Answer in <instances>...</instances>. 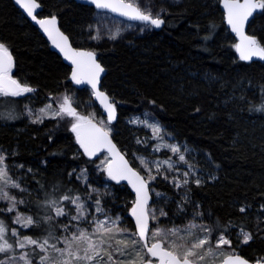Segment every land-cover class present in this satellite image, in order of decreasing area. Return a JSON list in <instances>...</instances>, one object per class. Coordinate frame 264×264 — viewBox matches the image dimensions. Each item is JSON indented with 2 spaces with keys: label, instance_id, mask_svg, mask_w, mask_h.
<instances>
[{
  "label": "trees",
  "instance_id": "trees-1",
  "mask_svg": "<svg viewBox=\"0 0 264 264\" xmlns=\"http://www.w3.org/2000/svg\"><path fill=\"white\" fill-rule=\"evenodd\" d=\"M37 1L42 16L56 17L72 45L97 54L106 68L102 88L119 113L111 134L131 165L138 170L131 129L124 119L148 112L179 142L209 154L219 166L215 180L190 188L191 200L212 229L213 238L223 233L235 243L243 229L252 238L239 253L251 262H264V62L239 57L220 0L174 4L152 0L156 10L165 9L161 30L151 29L104 44L88 41L89 28L102 12L74 0ZM248 33L264 47V10L249 25ZM0 43L14 58L13 77L34 89L25 98H0V147L17 146L13 160L32 165L38 172L26 181L38 196L25 194L28 204L23 211L38 219L54 213L42 207L46 199L67 194L91 200L89 188L101 180H95L98 160L89 159L80 150L72 131L74 119L63 115L36 125L23 115L26 102L42 107L53 98L58 104L57 100L73 89L70 67L12 0H0ZM77 90L83 103L91 102L89 112L105 120L90 90ZM80 171L85 172L86 181L79 176ZM102 177L117 194L113 208H118L129 226L136 229L130 213L133 192L127 185L115 183L107 173ZM160 186L173 194L169 186ZM63 206L72 210L68 201H63ZM186 208L188 213L180 218L181 223L193 210L190 205ZM6 223L9 227L8 218ZM43 224L21 234L41 239L49 228Z\"/></svg>",
  "mask_w": 264,
  "mask_h": 264
},
{
  "label": "snow or ice",
  "instance_id": "snow-or-ice-1",
  "mask_svg": "<svg viewBox=\"0 0 264 264\" xmlns=\"http://www.w3.org/2000/svg\"><path fill=\"white\" fill-rule=\"evenodd\" d=\"M26 11L27 14L36 21L37 24L44 29V31L52 38L53 43L57 48L63 52L73 64L76 65V70L72 73V80L77 84H90L95 90V95L98 100L105 105L109 111V119L114 118V107L108 103V97L99 90V76L104 71L101 66L96 63L95 54L92 52L73 51L67 44V37L59 32L56 27L57 21L53 17L51 19H37L34 10L40 7L36 0H16ZM97 8L111 9L113 12H119L123 16H127L133 20L143 21L145 24L159 28L163 23L158 15L153 16L150 11L142 9L138 3L125 2V0H91ZM224 7L228 13V23L232 26V30L241 37V44L237 45V50L240 52L242 60H251L252 57L258 56L264 59V47H261L255 39L247 37L243 33V27L247 19L257 9L264 10V0H224ZM115 38V37H113ZM14 67V58L8 47L4 43H0V96L3 97H18L23 94L34 91L26 84H21L19 80L13 78L11 75ZM51 106L49 105V109ZM42 114H46L48 109H41ZM67 115L73 117L76 121L72 125V131L77 134V139L84 148L85 152L91 156L94 152L99 151L103 147H108L109 151L114 149L111 141L108 139L107 131L97 128L91 123L87 117L80 116L76 110L71 106L70 98L65 97L63 103L60 105L59 111L53 112L52 118ZM34 123L43 122V115L33 120ZM145 126L150 127L153 131V138L162 139L159 133L162 131L157 124H147L142 122ZM89 125V134L83 136L81 129L83 125ZM169 149L177 154L180 152L179 146L166 145ZM158 151L159 148H154ZM121 159H123L121 157ZM5 156L0 154V199L8 200L11 204L6 210L9 212L16 210L17 203H23V200L17 201L12 195H9L5 187L18 188L21 191L20 185L8 176L6 167H4ZM179 160L184 161L183 154L179 155ZM145 168L151 172L152 169L148 167V163L141 160ZM162 165H167L169 169L173 168V164L168 161L154 162L155 170L160 172ZM108 175L119 181L120 179H129L130 176L135 177L133 187L137 192L136 205L132 209V216L135 217L137 232L132 233L130 240L117 239L116 235L127 232V229L120 226L119 218L104 220L92 219L90 223L94 224V229L89 232L87 229L76 228L74 231H69L71 221L88 220L86 215L87 209L79 196H69L64 194L58 198H49L44 201L42 207L46 212L54 210L55 217H68V221H61L59 225L52 223L54 216L47 214L43 217H38L34 220L31 216L17 215L15 223L19 224L21 228H28L41 223L49 224L46 229L47 235L41 239H33L31 236L21 234L15 229L11 230V236L16 237L14 242H9V229L0 221V254H5L6 259H0V264H33V258H38L39 264H153L152 259L145 260V256H150L156 259L157 264H200L208 257H214L217 252L213 249V242L211 238L212 229L203 225L189 224L185 230V234H181L179 228L173 227L167 230L156 228L149 235V218L156 220V210L147 209L148 192L147 181L133 172L131 168L127 167V162H124V167L112 170L111 165L108 168ZM187 172L184 173L186 177ZM155 177L149 176V179ZM167 178V177H165ZM187 179L184 183L187 184ZM199 184V180L196 181ZM177 183V187H179ZM63 201H68L70 205L75 206V214L69 215L65 211ZM97 203V212H103L100 208L99 201ZM241 212L245 211L242 207ZM161 216H166L167 213L160 211ZM199 215V213H197ZM60 228V235L56 234V229ZM199 228V232L193 231ZM203 233V235H201ZM240 235L243 237L242 243H248L251 240V234L240 230ZM115 242L116 247L113 245ZM122 245V247H119ZM167 245V247H165ZM224 245L231 247V241L221 233L218 235L214 247L216 249L222 248ZM207 246V247H206ZM20 249L19 255H16V250ZM28 249V251H23ZM128 253L133 258L130 260L116 259L117 256H124ZM43 254V255H41ZM221 264H247V262L238 256L227 255L221 260Z\"/></svg>",
  "mask_w": 264,
  "mask_h": 264
},
{
  "label": "rangeland",
  "instance_id": "rangeland-1",
  "mask_svg": "<svg viewBox=\"0 0 264 264\" xmlns=\"http://www.w3.org/2000/svg\"><path fill=\"white\" fill-rule=\"evenodd\" d=\"M126 1L138 3L142 9L150 11L154 17L157 15L159 17H162L165 11V9L156 10L153 7L152 0ZM181 1L182 0H162L161 2H169L170 4H174L179 3ZM151 29L152 27L147 25L129 24L123 20L111 16L108 13H101L94 18V22L89 28L88 41L95 44L124 41L128 39V37L131 35H143L145 32ZM11 75L13 76V72L11 73ZM77 91L78 90L73 87V89L69 93L63 95L57 100L58 104L55 103V100L53 98H50L48 103L42 107H36L31 102H26L23 107V115L25 116L26 121L32 124L39 125L46 120L55 119L52 118L53 112L59 111L60 105L63 103L64 98L68 97L70 98L71 106L76 110L78 115L87 117L91 121L98 122L110 133L115 132V129L108 123L105 117V120H100L97 119L96 115H93L89 112L88 106L91 105V102L88 101L86 103H83L80 100ZM33 93L34 91L18 96V98H25L27 95H31ZM1 97L2 96H0V98ZM49 105L51 106L50 109ZM41 109H48V111L46 112V114H42L40 111ZM40 115H43V122L34 123L33 120L37 119V117ZM124 122L131 129L133 141V158L135 160L136 166L138 167L139 172L143 174V176L146 178L150 186L152 201L149 206V210H156L157 219L152 220L151 217L149 218V235L156 228L167 230L176 227L181 230V234L183 235L185 234V230L187 228V225L189 224L194 223L207 227V225L203 222L200 216V213L198 211V205L193 203L191 200L190 188L193 184H197V180H199V184H202L206 181L215 180L218 176L219 166L212 160L209 154L202 153L190 147L186 143L179 142L173 134H171L167 129H165V127L153 115L148 112L130 115L124 119ZM142 122H147V124L159 125L162 131L158 135L159 137H162V139L153 138L152 129L150 127L145 126V124ZM73 123H76L75 119L73 120ZM166 145L179 146L180 152L174 154ZM157 147L159 148V150L154 151L153 149ZM17 153V146L12 148L0 147V154H3L5 156L4 167H6L8 176L11 178V181L18 183L20 185V188L24 189V191H21L18 188H12L7 186L5 187V190L8 192V194L14 196L17 201L23 200V203H17L15 211H7L6 209L11 206L10 202L8 200L0 199V221H3L6 226V218H8L10 221L9 227L7 226V228L9 229V242H14L16 240V237L11 236L12 229H15L21 234V231L30 229L35 226L44 227V224L41 223L39 225H34L28 228H21L19 224L15 223V217L17 215L31 216L34 220H37L31 214L23 211V209L26 208L28 204V201L24 196L25 194L32 193L35 196H38L36 189L31 186L29 187L26 184V181L30 177L38 173L37 169L34 168L32 165H26L25 163L14 161L13 157ZM180 154L184 155V161L179 160ZM142 159L148 163V167L152 169L151 172H149L145 168L144 164L141 163ZM97 160L98 166L97 173L95 174V180L101 179L99 180L100 183L97 186H90L89 198H91V200L80 199L81 202H83L85 208L87 209L86 215L89 219L71 221L70 223L73 227H70L69 231H74L78 227L81 229H87L89 232H91L95 227L94 224L90 223L92 219L104 220L106 218L116 219L118 217L120 221V226L127 229V232L117 234L116 238L121 240H130L132 238L131 234L137 231L134 227L131 228L129 226L126 216L122 215V213L119 212L118 208H113L112 204H115L117 194L114 188L109 184L108 179L102 177L103 173L108 174L110 158L107 154H101L97 158ZM165 160L170 161L174 165L173 168L169 169L167 165H162L160 168V172L157 173L155 170L154 162ZM185 172L188 173L186 177L184 176ZM84 175V171L79 172V176L83 177V181H86L87 177H84ZM149 176H153L155 178L149 179ZM185 179H187L188 181L187 184L184 183ZM2 183L3 181H0V184ZM177 183H179V187H177ZM161 184L169 186L173 194L171 195L165 190H163V188L160 186ZM92 198H99L107 202L106 205H103L102 202L99 201L98 206L103 209V212L96 211L97 200H92ZM130 202L133 203L134 206L135 199L130 200ZM186 205H190L193 210L189 213V218L184 223H181L180 218L184 214L188 213ZM70 207H72V210H70V208H65V211L68 212L69 215H74L75 206L71 205ZM161 210L167 213V215L161 216ZM197 213H199V215H197ZM52 215L54 216L53 222L56 223V225H59L61 221H68V217H55L54 213ZM193 231L199 232L200 229L197 228ZM60 233L61 229L57 228L56 234L60 235ZM201 235H203V233H201ZM23 236L24 234H21V237ZM211 238L213 242V249L215 252H217V255L214 257H208L205 261L200 262V264H221V260L224 256L241 255L239 253V249L240 247H242V245L246 244L241 242L243 237L239 236L237 242H231L230 248L227 245H224L222 248L216 249L214 245L217 238L214 239L212 233ZM113 245L114 247H116L114 241ZM119 247H122V245H120ZM165 247H167V245H165ZM23 251H28V249H24ZM20 252L21 250L17 249L15 254L19 255ZM34 258L33 264H39L38 258ZM132 258L133 257L127 252L124 256L116 257L118 261L130 260ZM0 259H6V255L0 254ZM144 259L148 260L152 258L150 256H145ZM154 261L155 260H153V262Z\"/></svg>",
  "mask_w": 264,
  "mask_h": 264
},
{
  "label": "water",
  "instance_id": "water-1",
  "mask_svg": "<svg viewBox=\"0 0 264 264\" xmlns=\"http://www.w3.org/2000/svg\"><path fill=\"white\" fill-rule=\"evenodd\" d=\"M76 3H79V4H82V5H86V6H89V7H92L95 9V11L97 12H102V13H108L110 14L111 16L115 17V18H118L120 20H123L125 22H128V23H132V24H140V25H147L145 24L143 21H139V20H133V19H130L128 18L127 16H123L121 15L119 12H113L111 11V9H102V8H97L95 4H93L91 2V0H74ZM13 4L15 5V7L22 13V15L24 17H26L37 29L38 31L41 33V35L45 38V40L47 41L48 45L50 46L51 50L53 52H55L62 60L63 62L68 66L70 67L71 69V73H70V76H69V82L72 84V86L76 89H84V88H88L90 90V92L92 93V96H93V99L96 103V105L98 106V108L100 109V111L102 112V114L104 115V117L107 119L108 123L113 125L115 124L118 120H119V113H118V109L117 107L111 102L110 100V97L108 96V94L103 90L102 88V81L106 75V68L100 63L99 59H98V56L97 54H95V60H96V63H98L101 68H103V72L100 74L99 76V84H98V88L101 92H103L107 97H108V103L112 104L113 107H114V118L113 119H109V111L108 109L105 107V105L103 103H101L100 100H98L96 98V95H95V90L92 89L91 85L90 84H87V83H81V84H77L74 80H72V73L76 70V65L73 64L71 62V60H69L68 58H66L65 54L63 52L60 51L59 48H57L55 46V44L53 43L52 41V38L49 37V35L44 31L43 28H41V26L39 24L36 23L35 20L32 19V17H30L28 14H27V11L20 5L16 2V0H12ZM25 2H27V0H25ZM37 3H39L37 0H36ZM125 2H128L125 0ZM241 2H243V0H241ZM40 4V3H39ZM220 8L224 14V20H225V24H226V27L228 29V31L230 32V34L234 37V39L236 40L237 42V45H240L241 44V37L239 35H237L236 32H234L232 30V26L228 23V13H227V9L224 7V0H220ZM42 6L40 4V7L38 9H35L34 10V14L36 15L37 19H51L53 17H47V16H42ZM263 12V10L261 9H257L253 12V14L247 19V21L245 22L244 24V27H243V33L245 36L247 37H250L252 39H255L257 41V39L248 33V28H249V25L252 23V21L258 16L260 15L261 13ZM57 21V24H56V27L58 28L59 32L62 33L64 36L67 37V44L68 46L73 50V51H80V52H91L87 49H79V48H75L73 45H72V42L70 40V38L68 37V35L61 29L60 25H59V22H58V19L56 17H54ZM161 19H163L162 17H160ZM164 21V19H163ZM165 24V21L164 23L159 27H155V26H150V25H147V26H150L152 27V29L156 30V31H159L163 28ZM258 43V41H257ZM259 44V43H258ZM260 45V44H259ZM261 46V45H260ZM262 47V46H261ZM238 52V55L240 57V52L237 50ZM244 61H261V62H264V59H260L258 56H254L252 57L251 60H244ZM14 78V77H13ZM92 124H94L97 128H101L105 131H107L108 133V139L111 141V145H114V149L112 151H109V148L108 147H103L101 148L99 151H96L94 152L93 155L89 156L83 147H81V144L79 143L78 139V144H79V147H80V150L82 151V153L88 157L89 159H96L98 158L101 154H107L110 158V165L112 167V170L115 172L117 169L119 168H123L124 167V162L126 161L127 162V167L128 168H131L133 172L137 173L140 177H143L145 180L146 178L143 176V174H141L137 169H135L132 165H131V162L129 161V159L127 158V156L125 155V153L119 148V146L116 144V142L114 141L113 137H112V134L106 130L102 125H100L98 122L96 121H91ZM89 129H90V126L85 124L83 125L82 129H81V134L83 136H87L89 134ZM75 133V132H74ZM76 135V138H77V134L75 133ZM121 157L123 159H121ZM109 165V166H110ZM129 179H131L133 182H135V177H132L130 176ZM129 179H120L119 181L117 180H114L112 179L115 183H119V184H125L127 185L131 191L133 192L134 196H135V204H134V207L136 205V200H137V192H136V189L133 187V183H130L129 182ZM147 181V180H146ZM147 192H148V201H147V209H149V206L151 204V201H152V194H151V191H150V186H149V183L147 182ZM132 220L135 224V227H136V221H135V217L132 216ZM136 230H137V227H136ZM149 231H150V220H149ZM235 256H238L240 258H243L247 264H264L263 261H260V262H251L249 261L247 258H245L244 256L242 255H235ZM153 260H155L153 262V264H157L156 262V259L151 257Z\"/></svg>",
  "mask_w": 264,
  "mask_h": 264
},
{
  "label": "bare ground",
  "instance_id": "bare-ground-1",
  "mask_svg": "<svg viewBox=\"0 0 264 264\" xmlns=\"http://www.w3.org/2000/svg\"><path fill=\"white\" fill-rule=\"evenodd\" d=\"M117 123V122H116ZM111 125V124H110Z\"/></svg>",
  "mask_w": 264,
  "mask_h": 264
},
{
  "label": "flooded vegetation",
  "instance_id": "flooded-vegetation-1",
  "mask_svg": "<svg viewBox=\"0 0 264 264\" xmlns=\"http://www.w3.org/2000/svg\"><path fill=\"white\" fill-rule=\"evenodd\" d=\"M14 72V71H13Z\"/></svg>",
  "mask_w": 264,
  "mask_h": 264
}]
</instances>
